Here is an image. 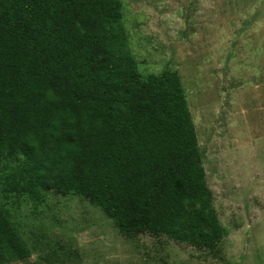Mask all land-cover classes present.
Returning a JSON list of instances; mask_svg holds the SVG:
<instances>
[{
	"label": "trees",
	"instance_id": "trees-1",
	"mask_svg": "<svg viewBox=\"0 0 264 264\" xmlns=\"http://www.w3.org/2000/svg\"><path fill=\"white\" fill-rule=\"evenodd\" d=\"M0 162L13 204L74 195L122 237L220 253L179 75L137 73L119 0H0ZM28 258L0 202V264Z\"/></svg>",
	"mask_w": 264,
	"mask_h": 264
},
{
	"label": "rangeland",
	"instance_id": "rangeland-1",
	"mask_svg": "<svg viewBox=\"0 0 264 264\" xmlns=\"http://www.w3.org/2000/svg\"><path fill=\"white\" fill-rule=\"evenodd\" d=\"M137 73H178L226 235L212 257L119 235L102 211L52 190L4 198L29 250L15 264H264V0H119ZM0 162V175L1 171Z\"/></svg>",
	"mask_w": 264,
	"mask_h": 264
}]
</instances>
